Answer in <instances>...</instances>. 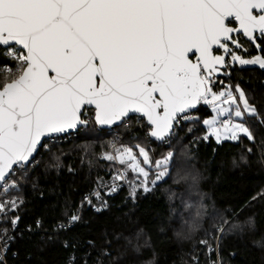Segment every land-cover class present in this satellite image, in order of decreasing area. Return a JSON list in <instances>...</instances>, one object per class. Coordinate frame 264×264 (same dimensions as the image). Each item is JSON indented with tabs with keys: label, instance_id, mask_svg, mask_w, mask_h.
Here are the masks:
<instances>
[{
	"label": "snow or ice",
	"instance_id": "obj_1",
	"mask_svg": "<svg viewBox=\"0 0 264 264\" xmlns=\"http://www.w3.org/2000/svg\"><path fill=\"white\" fill-rule=\"evenodd\" d=\"M246 43L259 54L250 55ZM236 65L264 70V0H0V188H17L59 141L90 122L134 123L147 141L167 149L157 158L141 143L113 144L103 154L124 169L113 175L110 191H117L116 181H126L132 200L170 175L174 145L184 139L185 128L186 134L201 124L205 130L192 143L254 142L249 121L264 125V115L239 82L220 79L230 81ZM200 105L212 115H197ZM180 155L188 156V145ZM50 166L59 168L60 156ZM93 195L100 200L99 192ZM260 201L264 189L244 208ZM84 202L97 212L106 206L93 205L90 196ZM9 204L16 207L14 200L0 202V213ZM240 212L232 213L236 221L221 215L213 224L219 233L212 235L215 249L208 239L199 243L218 255L225 226L228 232L257 231L255 216L237 222ZM80 220L76 213L67 215L53 231L58 237ZM7 250L5 242L0 264ZM69 260L75 264L74 256Z\"/></svg>",
	"mask_w": 264,
	"mask_h": 264
},
{
	"label": "trees",
	"instance_id": "obj_2",
	"mask_svg": "<svg viewBox=\"0 0 264 264\" xmlns=\"http://www.w3.org/2000/svg\"><path fill=\"white\" fill-rule=\"evenodd\" d=\"M220 78L225 83L239 82L264 115V70L236 65L230 81ZM197 113L202 118L212 115L203 109ZM249 125L254 142L243 138L242 143L224 141L219 145L214 138L192 143L205 134L202 124L194 134H186L185 128L180 132L184 139L174 145L176 160L170 175L154 191L141 192L132 200L128 186L117 192L102 190L112 182L117 169L102 158L115 133L90 122L75 139L57 144L51 154H45L28 179L19 181L16 196L23 202L6 217L3 226L19 217L22 234L12 244L8 264H70V256L75 257V264H212L218 260L221 264H264V201L244 208L264 189V125L256 120H250ZM117 130L122 135L121 144L146 142L142 131L130 134L122 126ZM151 145L157 157L167 150L157 143ZM184 145H188L187 157L180 155ZM242 155L247 163L241 161ZM54 156H60L59 168L50 166ZM183 167L190 178H179ZM95 192L100 193V200ZM85 196L92 198L93 205L104 201L106 206L97 212L84 202ZM234 211L240 212L237 222L255 216L257 231L246 229L241 234L226 230L218 255L208 252L199 241L208 239L215 249L212 235L218 233H214L213 224L221 215L236 221ZM80 212V222L57 237L53 229L66 222L67 215ZM38 220L41 228L36 227ZM193 224L199 225L198 233L191 232ZM180 226L185 236L178 235ZM64 240L76 247L65 249Z\"/></svg>",
	"mask_w": 264,
	"mask_h": 264
},
{
	"label": "built area",
	"instance_id": "obj_3",
	"mask_svg": "<svg viewBox=\"0 0 264 264\" xmlns=\"http://www.w3.org/2000/svg\"><path fill=\"white\" fill-rule=\"evenodd\" d=\"M200 109H203L206 111H211V109L208 108V106H206V105H200ZM196 114L198 115V113H196ZM133 126H134V123L129 124L127 127H125V126H122V127L126 131L130 132V134L135 133L137 130L142 131L139 129L138 125L136 127H133ZM120 127H117L114 130L109 131V132L115 133L113 139L110 142V152L113 150L111 145L115 144L118 147L119 142L122 140V135L117 130ZM77 135H78V133H76V132L72 133L71 135L64 137L61 141L58 142V144L67 143V142L75 139L77 137ZM148 143L151 144V142H149V141H148ZM123 170H124L123 167L118 165L117 171H123ZM113 183H114V181L111 182L109 185L105 186L103 189L110 190V186H112ZM115 184L118 185L117 191L128 186V183L126 181H116ZM17 191H18V187L14 188V189H10L7 193H5L2 188H0V202L7 203V202H10L13 200L16 202V207H12L9 204V206H8V208H6L5 212L0 213V248L3 247L5 242H7V244H8V250L4 254L5 264H8L7 258H8V254L11 252L13 242L15 241L17 236H20L22 234L21 229L19 227V222H17L15 226H13L12 224H9L6 227H3L5 225L6 217L9 214H11L12 212L16 211L17 208L19 207V205L23 202V199H20V200L16 199L17 197L15 195L17 194ZM117 191H115V192H117ZM78 215H80L82 218L81 212ZM79 222L75 223L74 225L78 224ZM74 225H72L71 227H73ZM8 237H12V239H8ZM13 256H15L14 253H13ZM216 264H221L220 260H218Z\"/></svg>",
	"mask_w": 264,
	"mask_h": 264
},
{
	"label": "rangeland",
	"instance_id": "obj_4",
	"mask_svg": "<svg viewBox=\"0 0 264 264\" xmlns=\"http://www.w3.org/2000/svg\"><path fill=\"white\" fill-rule=\"evenodd\" d=\"M122 141V140H121ZM120 141V142H121ZM119 142V144H118V147L120 146V145H129V146H133V145H135L136 143H141V144H143V145H145L147 148H149V149H151V153L150 154H155L156 155V157H157V155H158V153H155V152H153V146L149 143L148 144V142H147V140H146V144L145 143H143L142 141H133V142H128V143H120ZM224 142V141H223ZM135 150V149H134ZM107 152H110V147H109V149H108V151ZM158 158V157H157ZM115 166H116V168L118 167V165H119V163L118 162H112ZM118 163V164H117ZM119 166H121V165H119ZM121 167H123V166H121ZM185 169V170H184ZM116 172H117V169H116ZM115 172V173H116ZM180 175H179V177H188V178H190L191 177V174L188 172V170L185 168V167H183V169L180 171V173H179ZM132 177V174L131 173H129V178H131ZM166 178V177H165ZM190 180V179H189ZM112 182H113V180H112ZM159 183V182H158ZM110 184V183H109ZM103 188L104 187H102V190H103ZM16 196V195H15ZM17 198V200H20V199H22L20 196H16ZM204 208V207H203ZM199 216V215H198ZM204 216V215H203ZM202 216V217H203ZM203 220V218H201V221ZM199 221V220H198ZM198 223V222H197ZM189 229V228H188ZM190 230V229H189ZM226 230H227V226H225V232H226ZM178 231V235L179 236H185L184 234H186V231H184V229H182V226H180L179 227V230H177ZM184 231V232H183ZM200 231V229L198 228L197 230H195V231H193L192 230V228H191V232H193V233H198ZM217 235H219V233L217 234ZM216 242V241H215ZM216 244V243H215Z\"/></svg>",
	"mask_w": 264,
	"mask_h": 264
},
{
	"label": "water",
	"instance_id": "obj_5",
	"mask_svg": "<svg viewBox=\"0 0 264 264\" xmlns=\"http://www.w3.org/2000/svg\"><path fill=\"white\" fill-rule=\"evenodd\" d=\"M241 68L243 69V68H246V69H250V68H259V66L258 65H245V66H241ZM199 107V109H200V106H198ZM99 128H101V129H104V130H106V131H110V130H114L115 128H117V127H120L121 125H119V124H116V125H103V126H101V125H97ZM89 127V125L85 128V127H81L80 129H79V131L78 132H80L82 129H87ZM78 133L77 131H74L73 133Z\"/></svg>",
	"mask_w": 264,
	"mask_h": 264
},
{
	"label": "flooded vegetation",
	"instance_id": "obj_6",
	"mask_svg": "<svg viewBox=\"0 0 264 264\" xmlns=\"http://www.w3.org/2000/svg\"><path fill=\"white\" fill-rule=\"evenodd\" d=\"M245 47H247V48H249V54L250 55H254V52H255V48H254V46H252L251 44H248V43H246L245 44ZM236 67V66H235ZM235 67L233 68V69H231L230 71H231V73L234 71V69H235ZM221 77H223V76H221ZM221 79V78H220Z\"/></svg>",
	"mask_w": 264,
	"mask_h": 264
}]
</instances>
